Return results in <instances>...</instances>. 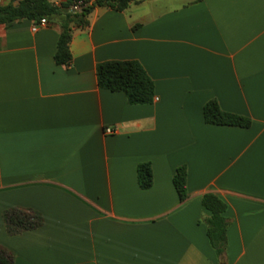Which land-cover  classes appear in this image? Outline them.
Masks as SVG:
<instances>
[{"label":"crops","instance_id":"1","mask_svg":"<svg viewBox=\"0 0 264 264\" xmlns=\"http://www.w3.org/2000/svg\"><path fill=\"white\" fill-rule=\"evenodd\" d=\"M88 21L67 66L59 24L0 26V247L15 264H264V0H135ZM114 61L144 67L153 104L99 86L98 66ZM211 101L251 127L206 124ZM210 193L228 206L223 256L207 234ZM11 209L43 225L10 236Z\"/></svg>","mask_w":264,"mask_h":264},{"label":"trees","instance_id":"2","mask_svg":"<svg viewBox=\"0 0 264 264\" xmlns=\"http://www.w3.org/2000/svg\"><path fill=\"white\" fill-rule=\"evenodd\" d=\"M75 0H67L61 6H56L52 0H16L0 7V26L11 25L24 20L39 23L46 19L49 24H59L61 34L55 56L56 64L67 66L72 62L70 44L74 30L89 25L88 18L97 7H106L119 12L126 10L135 0H95L91 6L82 12L71 10ZM99 86L113 93H124L131 105H150L156 98L155 83L144 67L137 61L106 62L97 68ZM204 120L208 125L238 127L248 129L251 119L221 110L217 101L209 102L204 108ZM138 182L142 190L153 186V170L151 164H141L138 167ZM187 167L176 170L174 186L180 201L189 198ZM202 204L210 213L207 221V234L211 246L218 256L227 251V231L229 222L224 216L228 206L215 194H206ZM7 232L10 236L40 228L43 218L30 210L11 209L4 214ZM0 264H15L14 256L8 250L0 247Z\"/></svg>","mask_w":264,"mask_h":264},{"label":"built area","instance_id":"3","mask_svg":"<svg viewBox=\"0 0 264 264\" xmlns=\"http://www.w3.org/2000/svg\"><path fill=\"white\" fill-rule=\"evenodd\" d=\"M95 0H75L73 1V5L71 6V10L74 12H82V10L86 7H89L92 5V3ZM54 4L56 6H61V2L59 0H54ZM6 5V0H0V7ZM49 25L48 21L46 19L41 20L39 23H34L33 25V31L37 32L40 28L47 27ZM106 133L108 135L116 134L118 133L117 128H109L106 130Z\"/></svg>","mask_w":264,"mask_h":264}]
</instances>
